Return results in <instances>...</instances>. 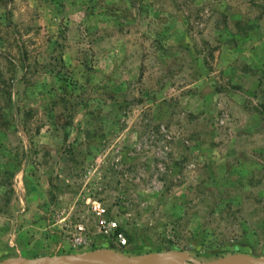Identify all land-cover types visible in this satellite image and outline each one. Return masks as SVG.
<instances>
[{"label":"rangeland","instance_id":"374dc122","mask_svg":"<svg viewBox=\"0 0 264 264\" xmlns=\"http://www.w3.org/2000/svg\"><path fill=\"white\" fill-rule=\"evenodd\" d=\"M94 251L264 259V0H0V264Z\"/></svg>","mask_w":264,"mask_h":264},{"label":"water","instance_id":"95a60500","mask_svg":"<svg viewBox=\"0 0 264 264\" xmlns=\"http://www.w3.org/2000/svg\"><path fill=\"white\" fill-rule=\"evenodd\" d=\"M2 264H264V259L241 255L205 263L191 258L186 252L123 257L109 251H94L82 255L41 257L33 260L18 259Z\"/></svg>","mask_w":264,"mask_h":264},{"label":"built area","instance_id":"2783aa9c","mask_svg":"<svg viewBox=\"0 0 264 264\" xmlns=\"http://www.w3.org/2000/svg\"><path fill=\"white\" fill-rule=\"evenodd\" d=\"M92 209L94 214H96L97 225L100 227V229L105 234L114 233L118 242L125 246L127 244V238L125 234L119 230L118 222L108 217L107 208L104 207L100 202L95 201L93 203ZM84 230L85 227L83 225L77 227V232L79 235L76 237V243H82L84 241V238L82 237Z\"/></svg>","mask_w":264,"mask_h":264}]
</instances>
